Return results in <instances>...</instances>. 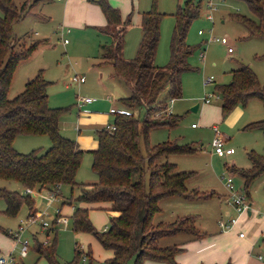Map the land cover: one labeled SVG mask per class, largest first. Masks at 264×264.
<instances>
[{"label": "rangeland", "instance_id": "374dc122", "mask_svg": "<svg viewBox=\"0 0 264 264\" xmlns=\"http://www.w3.org/2000/svg\"><path fill=\"white\" fill-rule=\"evenodd\" d=\"M14 1L18 6L24 2ZM143 1L149 9L152 0ZM185 1L156 0V9L163 13L153 58L158 66L167 64L170 59L175 12L178 6L185 5ZM207 1L214 6L212 10L207 7ZM63 2L64 0L38 2L13 23V34L21 42L29 45L34 41H40V44L27 59L16 66L8 96L10 98L16 96L24 89L29 78L41 72V76L49 82L46 89L49 105L68 108L59 118V131L75 141L78 134L83 137L84 152L75 179L77 182H90L96 179L91 169V151L94 150L91 145L97 144L96 127L113 122L114 115L109 113V107L115 105L122 108L121 99L128 95L129 90L124 82L114 75L112 64L102 58L101 53L110 46L109 36L99 34L95 27L89 25L79 28L72 24L68 26L64 24L65 27H69V32L61 34L59 27L62 24ZM192 2L198 6V16L190 22L185 36V42L192 48V53L188 57L191 69L181 73V97L171 100L166 97L165 91L160 94V97L165 98H163L166 103L165 112H168L167 108L170 109V113L179 115L180 120L173 126L161 125L152 128L148 142L152 146L171 141L193 148L192 152L162 155L158 162L174 163L177 170L194 171L193 177L187 182L188 190L194 186L200 193L214 191L218 195L214 194L212 200L176 194L161 198L158 201L159 211L152 217L155 226L161 222L156 226L158 229L194 230L198 223L206 224L207 220L208 225H214L219 216L220 204H223L217 198L226 193L221 177L231 174L234 188L243 190L241 177L230 172L227 166L249 167L250 161L247 156L249 151L264 155V131L243 128V125L249 122L248 118L253 120L264 118V108L258 99H249L243 106L237 104L226 113L221 111L220 98L211 97L209 102L202 100L215 90V85L230 81L231 71L238 63L246 64L264 86V38L248 36L246 29L232 16L233 13L253 16L242 0H192ZM208 13L211 14L210 19L206 17ZM135 16L136 13L133 14L131 26L125 33L124 54L130 52V59L136 55L141 37L140 25L135 22ZM64 38L67 39L66 43L63 42ZM220 38H224L226 43L219 42ZM227 46L232 49L231 52L227 51ZM199 52L202 53V57H199ZM74 75L84 76L85 81L81 84L71 81ZM208 77L210 81L206 82L205 79ZM86 96L93 99L86 106L89 113L78 114V99ZM196 103L198 110L193 111L191 107ZM237 109L242 110V114L236 119L234 116ZM144 113L142 108L134 109V114L139 118H142ZM162 113L164 111H157V119L167 117V114ZM192 123L195 124L194 127ZM212 126H215L224 138V147L232 148L231 154L218 156L212 151L210 147ZM14 142L16 143L13 144L14 147L21 152H28L33 148L44 149L51 144L50 137L46 134L18 135ZM140 147L145 153L143 139L140 140ZM148 175V168H145L146 180ZM0 186L19 191L23 188L19 182L3 179H0ZM247 190L253 201L252 208L257 210V217L262 219L264 171L250 182ZM31 191L34 204L29 213L23 202L15 216L5 214V201L0 198V226L6 231L0 230V257L8 259L6 264L21 262L49 264L46 258L38 256L33 247L39 242L49 246L53 241L56 258L61 263L74 261L75 264H107L108 259L113 256V251L103 247L91 232L74 230L72 227V207L82 204L77 200L80 191L78 186L71 188L67 184L61 185L56 199L51 203L48 201L50 191L44 190L41 195H36L35 190ZM87 207L90 222L97 231L102 232L109 225L110 214L97 203L89 204ZM57 208L62 214L67 215L66 226L57 223L55 213ZM38 212L51 221L49 228H43L39 219L35 223L25 222L26 218L37 215ZM184 216H191L192 219L187 221L182 218ZM20 223L24 227L22 231L19 230ZM15 233L18 236L16 238ZM25 239L29 242V249L25 257H20ZM175 241L177 236L157 239V243L162 246ZM76 248L79 255L76 254ZM257 251L262 254L264 260V246L257 247ZM83 253L86 256L85 260ZM11 257L14 258V262L9 260ZM133 261L134 258L130 257L126 264H133Z\"/></svg>", "mask_w": 264, "mask_h": 264}, {"label": "trees", "instance_id": "16d2710c", "mask_svg": "<svg viewBox=\"0 0 264 264\" xmlns=\"http://www.w3.org/2000/svg\"><path fill=\"white\" fill-rule=\"evenodd\" d=\"M41 1L44 0H24L18 6L14 0H0V179L19 182L23 187L19 191L0 186V198L5 201L4 213L15 216L23 202L29 213L34 204L31 190L55 192L63 184L71 188L78 186L77 200L82 204L72 205V227L91 232L103 247L113 251L107 264H126L130 257L134 258L133 264H143L145 259L175 264L174 255L179 248L174 244L159 245L157 239L179 230L158 229L156 226L161 222L156 226L153 224L152 217L159 211L158 201L169 195L205 197L212 192L188 190L187 182L194 171L177 170L174 163L158 162L162 155L192 152L193 148L171 141L151 146L148 135L154 127L173 126L180 120L179 115L166 113V103L158 98L164 89L168 90L171 99L181 97V73L191 69L188 57L192 48L185 42V36L190 22L198 16V6L192 0H186L183 7L178 6L170 59L167 64L158 66L153 63V58L163 13L156 9V0H152L150 8L141 13L142 33L132 59L124 57L125 33L131 26L132 13L123 19L120 10L108 0H94L107 22L104 28L98 29V33L110 37V46L101 53L102 58L112 64L114 75L129 90L128 95L121 99L129 113L114 114L111 130L104 127L96 130L98 143L91 151V169L96 179L93 182H77L75 175L84 151L74 139L59 131V118L68 108L49 105L46 92L49 82L41 76V72L29 78L16 96H8L16 66L40 44V41L29 45L21 42L13 34V23ZM242 1L253 16L238 13L232 16L242 24L248 36L264 38V0ZM214 88L220 98L222 113L237 104L243 106L252 98L258 99L264 108V86L246 64L238 63L231 71L230 81ZM136 108L144 109L142 118L134 114ZM160 110L167 117L157 119V111ZM243 128L264 131V118L247 122ZM40 134L50 137L51 144L47 148L21 152L13 145L18 135ZM141 139L145 143V153L140 147ZM247 156L249 167L227 166L230 172L242 178L246 196L250 182L264 171V155L249 151ZM145 168L149 171L148 180L145 179ZM92 203H97L110 214L109 225L102 232L94 228L88 217L87 205ZM182 218L187 221L192 219L191 216ZM0 230L6 232L1 226ZM54 244L55 241L49 246L39 242L33 248L49 264H75L74 261L59 262ZM262 244L264 246V239ZM76 254L79 255L77 248Z\"/></svg>", "mask_w": 264, "mask_h": 264}, {"label": "crops", "instance_id": "0c3cea01", "mask_svg": "<svg viewBox=\"0 0 264 264\" xmlns=\"http://www.w3.org/2000/svg\"><path fill=\"white\" fill-rule=\"evenodd\" d=\"M61 1V0H59ZM113 6L117 7L120 10L121 16L124 19L128 13H136L135 22L140 25L141 13L148 9L145 1L142 0H108ZM61 26L59 27L61 34L64 32H69V27H65L64 24L76 25L79 28L86 27L87 25L95 27L97 32L98 29L104 28L107 24L106 19L97 3L94 0H64L63 2V14L61 19ZM141 29V27H140ZM142 33V32H141ZM141 38V37H140ZM139 44V43H138ZM126 59H130V52L124 54ZM154 63V60H153ZM83 83V82H82ZM81 84V83H80ZM166 97L168 96V90L164 89ZM161 94V93H160ZM109 99V96H107ZM161 98V99H160ZM164 96L160 97L158 100L164 102ZM173 100V99H171ZM93 101V100H92ZM90 102H85L81 106H77L78 114L89 113L87 105ZM123 105V104H122ZM110 107H115L116 109H125L118 108L115 105ZM109 113L115 114L110 111ZM137 110V108H136ZM242 114V110L237 109L235 118H239ZM249 122L253 119L248 118ZM246 121V120H245ZM108 123L106 125H100L96 127L97 129L106 128V126L111 125ZM194 124V123H192ZM191 124V125H192ZM195 126V124H194ZM192 126V127H194ZM76 142L78 146L82 149L83 146V137L81 135L76 136ZM98 143V142H97ZM13 144H16L13 141ZM95 149V143L91 145ZM229 155V154H227ZM242 179V178H241ZM92 180L90 182H93ZM191 189H196L197 187L192 186ZM21 191V190H20ZM44 191V190H42ZM42 191H35V194L41 195ZM212 193L203 197V200H212L214 191ZM32 195V191L30 192ZM226 194V193H225ZM224 194L219 198L223 204H220L219 207V216L213 222V224L208 225L207 222L198 223L197 228H194V231L191 230H182L175 232L171 235L166 236H177V241L171 242L168 245H176L179 250L174 255L175 264H224L229 262V264H264L262 254L257 251L258 248H262V239H264V217L260 219L257 217L255 208H252L253 201L249 196L248 192V201L251 206L244 213L236 214L233 207L226 202ZM196 198V197H193ZM201 198V197H199ZM49 201V200H48ZM219 201V202H220ZM73 208V207H72ZM28 214V213H27ZM199 216V215H197ZM229 217H236L235 223L228 229H222L218 225L219 220L227 221ZM242 232V236H238V233ZM195 233V234H194ZM163 236V237H166ZM165 246V245H164ZM143 264H169L163 261H156L151 259H145Z\"/></svg>", "mask_w": 264, "mask_h": 264}, {"label": "built area", "instance_id": "2783aa9c", "mask_svg": "<svg viewBox=\"0 0 264 264\" xmlns=\"http://www.w3.org/2000/svg\"><path fill=\"white\" fill-rule=\"evenodd\" d=\"M207 7L209 8V10H212L214 8V6L212 5V3L210 1H207ZM206 17L208 19H210L211 14L208 13L206 15ZM63 42L66 43L67 39L64 38ZM219 42L226 43V40L224 38H220ZM231 50L232 49L229 46H227V51L231 52ZM199 57H202L201 52H199ZM71 81H73L77 84H80V83L85 81V77L74 75L71 77ZM205 81L206 82L210 81V78L208 77L207 79H205ZM211 97L219 98V95L217 92L213 91L211 93H208L206 96H204L202 98V100H203V102H209V99ZM92 100L93 99L91 97H87V96L86 97H80L78 99L77 105L81 106L85 102H90ZM167 110H168V112H170V109L167 108ZM110 111L115 113V114L116 113H129V111L127 109H116L115 107H110ZM192 126H194V124H192ZM113 127H114L113 124L106 126V128L109 130H111ZM212 131H213V136L210 140V147H211L212 151L218 156L231 154L233 151L232 148L231 147H224V138L219 134V132L217 131V128L215 126H212ZM221 178L223 180V184H224V187L226 189V194H225L226 202L233 207V209L237 215L244 213L247 209L250 208L248 197L245 195L243 190H236L234 188L233 183H232V175L231 174H228L226 177L222 176ZM57 191L49 192V194H48L49 203H51L54 199H56ZM55 213L57 215L56 216L57 223L62 224L63 226H66L67 222H68L67 215L62 214L60 212L59 208H57L55 210ZM38 219H39V222L43 228H49L51 226V221H48L47 219H45L43 217V215L41 214V212H38L37 215H30L28 218H26L25 222L35 223L36 221H38ZM235 220H236V217H229V219H227V221L219 220L218 225L222 229H228L235 223ZM104 229H106V228H104ZM19 230L20 231L24 230V227L21 225V223L19 224ZM14 235H15L14 238L18 237L17 233H15ZM238 236H242V232H239ZM28 249H29V242L27 239H25L22 243V247L20 250V257H25L27 255ZM83 254H84L83 260H85V258H86L85 253H83ZM9 260L14 262V258H12V257ZM7 262H8V259L0 257V264H6Z\"/></svg>", "mask_w": 264, "mask_h": 264}, {"label": "water", "instance_id": "95a60500", "mask_svg": "<svg viewBox=\"0 0 264 264\" xmlns=\"http://www.w3.org/2000/svg\"><path fill=\"white\" fill-rule=\"evenodd\" d=\"M191 109H192L193 111H197V110H198V103H196L195 105H193V106L191 107Z\"/></svg>", "mask_w": 264, "mask_h": 264}]
</instances>
